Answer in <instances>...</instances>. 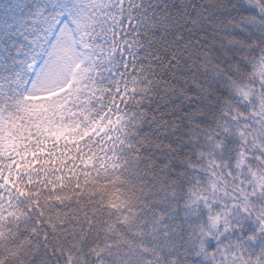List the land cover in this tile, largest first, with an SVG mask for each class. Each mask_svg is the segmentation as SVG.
Segmentation results:
<instances>
[{"label":"snow or ice","instance_id":"snow-or-ice-1","mask_svg":"<svg viewBox=\"0 0 264 264\" xmlns=\"http://www.w3.org/2000/svg\"><path fill=\"white\" fill-rule=\"evenodd\" d=\"M0 264H264V0H0Z\"/></svg>","mask_w":264,"mask_h":264}]
</instances>
